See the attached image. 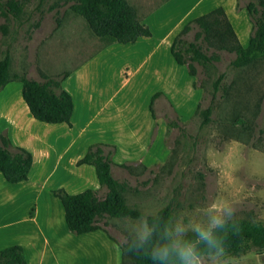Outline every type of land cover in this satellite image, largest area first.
Instances as JSON below:
<instances>
[{
    "label": "rangeland",
    "instance_id": "1",
    "mask_svg": "<svg viewBox=\"0 0 264 264\" xmlns=\"http://www.w3.org/2000/svg\"><path fill=\"white\" fill-rule=\"evenodd\" d=\"M19 1L23 3L19 19L0 14V59L9 54L12 81H18L15 73L24 72L37 78L44 73L61 76L101 55L100 70L107 81L104 93L106 97L114 94L121 82L117 79V85H112V72L129 55L119 48L107 49L110 44L93 35L85 20L71 10L74 0ZM149 1L151 7L159 0ZM186 37L192 40L193 32ZM210 51L219 54V61L193 62V76L171 57V79L180 88L170 92L168 99H154L156 118L148 146L138 157L115 161L116 146L103 147L112 152L113 174L123 187L126 203L141 213L138 217L99 218L101 230L120 244L136 239L138 224L164 207L170 214L168 227L178 221L190 226L205 220L210 205L217 202L232 206L230 220L264 221V60L235 68L230 65L233 53L216 45ZM150 62L137 69L115 97L119 102L131 87H138V97L132 106L129 102L128 109L139 110L141 121L143 113L150 117V99L142 83L148 70H160L150 69ZM220 75V88L214 93L213 82ZM211 103L213 110L205 120L203 111ZM2 133L8 130L0 129ZM105 193L106 189H98L99 198ZM26 214H33L31 207ZM51 214L56 215L55 211ZM39 221L50 235L41 217ZM20 225L27 230L22 237L26 241L35 234L32 222ZM61 229L71 240L64 244L65 250L59 249L55 261L47 251L44 264H112L110 245L88 243L89 236L69 232L64 222ZM32 248L33 244L27 251L30 258L35 254ZM117 249L120 264H132L129 254L119 245ZM201 261L213 264L210 254L201 255ZM214 264H264V250L252 249L239 256L224 252Z\"/></svg>",
    "mask_w": 264,
    "mask_h": 264
},
{
    "label": "crops",
    "instance_id": "2",
    "mask_svg": "<svg viewBox=\"0 0 264 264\" xmlns=\"http://www.w3.org/2000/svg\"><path fill=\"white\" fill-rule=\"evenodd\" d=\"M127 1L136 9L140 21L148 26L151 35L141 36L132 43L115 42L107 48H119L129 55L112 72V85H117V79L121 85L111 96L106 97L104 93L107 81L104 71L100 70L103 66L101 55L68 72L62 87L73 99L70 125L34 119L22 99L19 81H10L0 89V129H7L12 142L33 155L28 180L9 183L0 172V249L12 243L21 245L28 264H44L47 251L52 260H57L59 249L65 250L64 244L71 240L70 235L61 229L63 222L65 224L64 210L51 190L64 188L69 193H77L86 188L100 189L94 167L76 165L89 144L100 141L115 145L118 149L115 161L136 158L148 146L155 119L150 112V117L143 113L141 121L139 110L128 109L129 102L132 106L133 99L138 97V87H131L120 96L119 102H115L121 87L133 78L137 69L150 61V69H160L157 72L148 70V76L142 83L150 101L154 94H157L156 98L165 100L170 92H178L179 85L173 84L171 79V43L188 21L217 7L223 8L239 42L242 45L248 43L251 24L245 10L236 9V0H159L151 7L148 6L149 0ZM24 73L29 78L42 79ZM44 75L54 76L44 73L41 77ZM30 207L33 214L27 216ZM54 211L55 216L51 214ZM40 217L51 236L44 232ZM26 221L35 227V234L30 231L34 235L27 241L22 238L27 230L19 226ZM84 234L90 237L88 243L110 245L114 258L112 264L121 263L118 244L104 231L97 229ZM32 244L35 254L30 258L27 251Z\"/></svg>",
    "mask_w": 264,
    "mask_h": 264
},
{
    "label": "trees",
    "instance_id": "3",
    "mask_svg": "<svg viewBox=\"0 0 264 264\" xmlns=\"http://www.w3.org/2000/svg\"><path fill=\"white\" fill-rule=\"evenodd\" d=\"M236 9H244L251 24L248 43L242 45L229 22L222 7L200 15L188 21L174 37L170 52L175 62L185 65L189 75L193 76L192 63H213L220 56L210 51L211 46L233 53L230 65L235 68L246 67L258 60H264V0H236ZM71 10L81 16L87 23L92 34L106 42L132 43L141 36H150L148 26L140 21L136 9L127 0H74ZM23 11V3L19 0H0V14H10L19 19ZM193 32L192 40L187 35ZM68 73L61 76H46L41 80L29 78L25 73H15L14 78L21 83V96L31 116L44 123H66L70 125L73 112L72 96L63 89L62 82ZM10 57L7 53L0 59V89L10 79ZM220 79L213 82V91L220 88ZM149 110L155 119L153 101ZM213 110L212 103L203 111L204 119ZM112 144L93 142L88 145L85 154L76 161V165L89 164L94 167L100 188L106 189L103 198L98 197V190L86 188L77 193H69L64 188L51 190L64 210L66 228L73 234H84L97 229L99 218L109 216L120 218L125 216L138 217L140 212L130 207L122 194V185L112 174L111 151L103 147ZM115 146V145H112ZM33 167L32 153L22 146L15 145L8 133L0 134V172L9 183L26 181ZM170 214L167 207L155 215L146 217L147 223L154 227L153 240L143 247L136 246V239L124 244L118 243L108 234L132 259V264H154L150 258L152 243L162 239L168 227ZM222 241L224 252L231 256H239L256 249L264 250V221L249 223L242 220H229L223 230L217 231ZM187 238L195 239L192 232ZM200 254H210L203 244H197ZM175 263L171 258L169 264ZM0 264H28L24 249L19 244H12L0 249Z\"/></svg>",
    "mask_w": 264,
    "mask_h": 264
},
{
    "label": "clouds",
    "instance_id": "4",
    "mask_svg": "<svg viewBox=\"0 0 264 264\" xmlns=\"http://www.w3.org/2000/svg\"><path fill=\"white\" fill-rule=\"evenodd\" d=\"M234 209L227 202H217L210 205L206 219L194 221L190 226L178 221L167 227L160 241L152 243L150 258L154 264H169L175 258V264H202L200 250L197 244H203L210 253L213 262L223 255L222 241L217 236L218 230H223L233 217ZM191 231L195 239L187 238ZM154 227L147 221L138 224L136 228V246L143 247L153 240Z\"/></svg>",
    "mask_w": 264,
    "mask_h": 264
}]
</instances>
